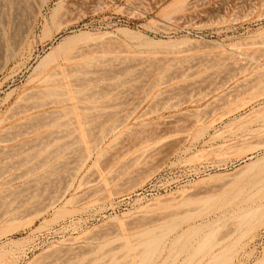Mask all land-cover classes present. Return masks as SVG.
Listing matches in <instances>:
<instances>
[{
  "label": "rangeland",
  "instance_id": "1",
  "mask_svg": "<svg viewBox=\"0 0 264 264\" xmlns=\"http://www.w3.org/2000/svg\"><path fill=\"white\" fill-rule=\"evenodd\" d=\"M71 37L86 95L37 104L35 67ZM263 158L264 0H0V264H140L173 228L143 264H261L264 217H240L264 202V163L244 171Z\"/></svg>",
  "mask_w": 264,
  "mask_h": 264
},
{
  "label": "bare ground",
  "instance_id": "2",
  "mask_svg": "<svg viewBox=\"0 0 264 264\" xmlns=\"http://www.w3.org/2000/svg\"><path fill=\"white\" fill-rule=\"evenodd\" d=\"M64 4V3H63ZM20 5V4H19ZM42 6V5H41ZM63 6V5H62ZM62 6L59 4L55 9H54V11H53V14H52V18H51V21H52V23L51 24H47V26H46V28H45V30L43 31V35L41 36V37H43L44 39H47V38H49V39H54L55 40V42H56V39H58V38H56L55 37V35L53 34L54 33V25L56 24L55 22H56V18L59 16V14H60V11L62 10ZM17 11V10H16ZM23 12V11H22ZM37 12V11H36ZM24 14V13H23ZM20 16H23V15H20ZM25 16V15H24ZM23 16V18H25ZM6 17V16H5ZM19 19H21L20 17H19ZM34 19V18H33ZM12 21V20H11ZM19 21V20H18ZM21 21V20H20ZM24 21V20H23ZM4 22V21H3ZM14 22V21H13ZM25 22V21H24ZM27 22V21H26ZM48 23H50V22H48ZM17 24H20V28L19 29H22L21 27V24L22 25H24V23H22V22H18ZM16 24V22H15V25H17ZM13 25V24H12ZM4 26H6V25H4ZM17 26H19V25H17ZM58 26V25H57ZM61 26H62V24H61ZM60 26V27H61ZM13 27V26H12ZM15 27V26H14ZM10 28H11V26H10ZM55 28H57V27H55ZM63 28V27H62ZM16 29H18V27L16 28ZM16 29H15V31H16ZM19 29H18V31H19ZM27 29V28H26ZM58 29H59V27H58ZM64 30V29H63ZM30 31V30H29ZM62 31V30H61ZM122 31H124L126 34H130V32L129 31H127V30H122ZM4 32V31H3ZM9 32V31H8ZM7 32V33H8ZM22 32V34L24 33L23 31H19V33H21ZM57 32H59V30H57ZM56 32V33H57ZM13 33H15V35H16V37L17 36H19V34L17 33V31L16 32H14V29L12 30V35H13ZM25 33H26V31H25ZM27 33H28V31H27ZM60 33V32H59ZM20 35L19 37H21V36H23V35H25V34H23V35ZM10 35H11V33H10ZM14 35V36H15ZM27 35V34H26ZM25 35V36H26ZM24 36V37H25ZM10 37H12V36H9V38ZM15 37V38H16ZM51 37V38H50ZM15 38H14V40H15ZM23 37H21L20 38V40L22 39ZM27 38V37H26ZM43 38H42V40H43ZM10 39H12V38H10ZM17 40H15L14 42H16L17 43V46H19L18 45V43H21V44H24V40H25V38H24V42L22 41V42H20L19 40H18V38H16ZM78 38L77 37H71V38H65V42H62L59 46H56V47H53V49L51 50V52H49L46 56H44V58H42V60L38 63V65L35 67V69H34V72L35 73H38L37 75H38V80L40 81V85L39 86H37L35 89H33L32 91H33V93H31V92H29L30 94H35L34 96H36L37 95V97H35L36 99L38 98V96H39V98L41 97V95H42V97H46L45 99H49V101H47V102H50V101H52V100H54L56 103H59V104H64L65 106L67 105V101H72V100H76V102L78 103V99L79 100H81L82 101V99H80L81 97L80 96H84V92H83V90L81 89V90H79L81 87L80 86H77L78 84H79V81H78V84L76 85V84H74L73 82V84L71 83V81H76V80H73L72 78L73 77H70V75L69 74H71V76H75V72L73 73V72H71V73H68V71L70 70L71 71V68L70 67H68L69 68V70L67 71V70H65L63 67H62V63L63 62H69L70 61V59L72 58L71 57V55H70V48L69 47H64L63 45H64V43H69V45L70 44H73V43H75V41L77 40ZM53 40V41H54ZM12 41H13V39H12ZM12 41H10V42H12ZM19 41V42H18ZM12 43L13 44V46L12 47H10L9 46V50H11V48H12V52H8V53H12V57H11V59L12 58H14V57H16V55H19L18 53H17V46L15 47L14 46V44L16 45V43ZM77 42V41H76ZM9 43V42H8ZM178 44V43H177ZM6 46H7V44H6ZM22 46V45H21ZM74 45H72V47H73ZM177 46V45H176ZM13 47H15V48H13ZM171 47H173V46H171ZM7 48V47H6ZM20 48L21 47H19L18 49H19V52H20ZM75 48V47H74ZM8 50V49H7ZM8 50V51H9ZM72 50V49H71ZM175 51H177V50H175ZM180 51H181V49H180ZM75 52V51H74ZM73 52V53H74ZM149 52V51H148ZM147 52V53H148ZM172 52V51H171ZM181 52H183V51H181ZM72 53V54H73ZM152 53H154V52H150L149 54H151L152 55ZM167 53V52H166ZM173 53V52H172ZM6 52H5V56H6ZM75 54V53H74ZM73 54V55H74ZM146 54V53H145ZM169 54V53H168ZM174 54V53H173ZM178 54V53H177ZM191 54V53H190ZM193 54V53H192ZM223 54V53H222ZM72 55V56H73ZM76 55V54H75ZM175 55V54H174ZM221 55V54H220ZM147 56V58H149L148 57V55H146ZM150 56V55H149ZM7 57V56H6ZM10 57V56H9ZM74 57V56H73ZM152 57H153V55H152ZM152 57H150L151 59H152ZM171 57H173V56H171ZM175 57V56H174ZM178 57V56H177ZM184 57V56H183ZM219 57H221V56H219ZM222 57H224V56H222ZM76 57H74V58H72L71 60H73V59H75ZM87 58V57H86ZM85 58V59H86ZM156 58H157V56H156ZM155 58V59H156ZM169 58V57H168ZM8 59V58H7ZM88 59V58H87ZM86 59V60H87ZM90 59V58H89ZM89 59H88V62H89V65H90V62L91 61H89ZM150 59V60H151ZM171 59V58H170ZM6 60V59H5ZM149 60V59H148ZM150 60H149V62H150ZM163 60V59H162ZM9 61V60H8ZM7 60H6V62H8ZM153 61V60H152ZM152 61L149 63V64H151L152 63ZM155 61V60H154ZM153 61V62H154ZM161 61V60H160ZM71 62H73V61H70L69 63H71ZM148 62V61H147ZM158 62V61H157ZM155 63V62H154ZM162 63V62H161ZM92 64V63H91ZM163 64V63H162ZM70 65V64H69ZM86 65V64H85ZM84 65V66H85ZM155 65V64H154ZM153 65V66H154ZM167 65V64H166ZM87 66V65H86ZM85 66V67H86ZM152 66V65H151ZM170 66V65H169ZM78 67V66H77ZM163 67V66H162ZM79 68H81L80 66H79ZM90 67H88V69L87 68H85L86 70H90L89 69ZM151 68V67H150ZM161 68V67H160ZM83 69V68H82ZM81 69V71L83 72V70ZM162 69V68H161ZM72 70L74 71V69H73V66H72ZM128 70V69H127ZM153 70V69H152ZM125 71V70H124ZM162 71H164V70H162ZM78 72V71H77ZM86 72V71H85ZM161 72V71H160ZM73 73V74H72ZM90 73V72H89ZM165 73V72H164ZM86 74V73H85ZM85 74H84V80L85 81H87V79H88V77L90 78V76H88V77H85ZM91 74V73H90ZM99 74V73H98ZM160 74V73H159ZM34 75H36V74H34ZM99 76H100V74H99ZM161 75H159V77H160ZM96 77V76H95ZM77 79H78V77H76ZM86 78V79H85ZM118 78V77H117ZM72 79V80H71ZM80 79V78H79ZM159 79V78H158ZM157 79V80H158ZM35 81H36V79H34ZM34 80H32V81H34ZM82 80V79H81ZM31 81V82H32ZM83 81V80H82ZM81 82V81H80ZM94 82V81H93ZM83 83V85H85V83H84V81L83 82H81L79 85H81ZM39 84V83H38ZM88 84V83H87ZM75 85V86H74ZM32 86H34L33 84H32ZM76 87V88H75ZM77 87H79V89H77ZM83 87V86H82ZM88 87V86H87ZM93 88V87H92ZM85 89V88H84ZM89 89V88H88ZM88 89L87 90H85V91H88ZM90 90V89H89ZM89 92V91H88ZM87 93V92H86ZM29 94V95H30ZM92 93H90V95H91ZM96 94V93H95ZM94 94V95H95ZM25 95V94H24ZM27 96H28V98H30V97H32V99H33V95L32 96H29L28 95V92H27V94H26ZM86 95V94H85ZM82 96V98H84ZM97 96V95H96ZM95 96V97H96ZM42 97L40 98V100L42 99ZM94 97V98H95ZM23 98H24V96H23ZM34 98V99H35ZM52 98V100H50ZM85 98H89V97H85ZM92 98H93V96H92ZM25 99H27V98H24V100ZM31 99V98H30ZM36 99H35V101H36ZM44 99V98H43ZM44 99V100H45ZM96 99V98H95ZM28 100V99H27ZM39 99H38V101L40 102V103H37V104H44V103H46V101H40ZM92 100V99H91ZM32 101H34V100H32ZM31 101V102H32ZM90 101V100H89ZM88 101V102H89ZM28 102V101H27ZM43 102V103H42ZM76 102H74V104L76 103ZM86 102V101H85ZM84 102V103H85ZM87 102V103H88ZM94 102H95V100H94ZM26 103V102H25ZM51 103V105H52V103L53 102H50ZM68 103H70V102H68ZM73 103V102H72ZM80 103V102H79ZM81 103H83V102H81ZM92 103V102H91ZM49 104V103H48ZM47 103L46 104H44V105H48ZM54 104V103H53ZM22 106H23V104H21ZM21 105H20V107H21ZM26 105V104H25ZM25 105H24V107H25ZM33 103H31V105H30V102H29V105H27V106H31V107H33V106H35L36 105V103H35V105H33ZM44 105H43V107H44ZM50 105V104H49ZM86 105V104H85ZM96 105V104H95ZM26 106V107H27ZM36 106H39V105H36ZM35 106V107H36ZM57 106H60V105H57ZM72 106V105H71ZM79 106V105H78ZM77 106V107H78ZM83 106V105H82ZM18 107H19V105H18ZM35 107H33V108H35ZM76 107V105H74V107H72V109H70V111L69 112H71V110L73 111V112H78V110L77 109H79V108H77ZM80 107V106H79ZM95 107V106H94ZM22 108V107H21ZM37 108H41V105L39 106V107H37ZM62 108H63V106H62ZM62 108H61V110H62ZM66 108H68V107H66ZM70 108V107H69ZM26 109V108H25ZM30 109V108H29ZM81 109H82V107H81ZM81 109H79V112H80V110ZM87 109H88V106H87ZM19 110H20V108H19ZM23 110V109H22ZM67 110V109H66ZM65 110V111H66ZM69 110V109H68ZM84 110V109H83ZM25 111V110H24ZM29 111V110H28ZM82 111V110H81ZM23 112V111H22ZM21 112V113H22ZM31 112V111H30ZM52 112V111H51ZM55 112V111H54ZM53 112V113H54ZM59 112H61V111H59ZM71 113V114H74V113ZM78 112V113H79ZM83 112V111H82ZM24 113V112H23ZM27 113V112H26ZM77 113V114H78ZM81 113V112H80ZM84 113H85V110H84ZM34 114V113H33ZM52 114V113H51ZM50 114V115H51ZM60 114H62V113H60ZM60 114H58V116H60ZM66 114H67V112H66ZM66 114H63V115H66ZM43 115V114H42ZM44 115H47V114H44ZM62 115V116H63ZM81 116H82V114H80ZM37 116V115H36ZM48 116H49V112H48ZM47 116V117H48ZM57 116V117H58ZM74 116H76V113L74 114ZM78 116V118H79V115H77ZM84 116V115H83ZM46 117V119H48ZM61 117V116H60ZM68 117V116H67ZM66 117V118H67ZM30 118H33V116L32 117H30ZM29 118V119H30ZM39 118V117H38ZM38 118H35L36 120H38ZM52 119H53V117H51ZM50 118V119H51ZM62 118V117H61ZM60 118V119H61ZM81 118V117H80ZM40 119V118H39ZM59 119V118H58ZM57 118L55 119L56 120V122H57V120H58ZM41 120H42V118H41ZM41 120H39L40 122H41ZM64 121H65V119H63ZM31 121V120H30ZM44 121V120H43ZM42 121V122H43ZM76 121V120H75ZM83 121V120H82ZM23 122V121H22ZM34 122V120L32 121V123ZM38 122V121H37ZM50 122V121H49ZM49 122H48V124H49ZM51 122H52V120H51ZM50 122V123H51ZM54 122V121H53ZM53 122H52V124H53ZM65 122H67V119H66V121ZM78 122V121H77ZM31 123V125H33ZM35 123V122H34ZM46 122H44V124H45ZM62 123V122H61ZM37 124V123H36ZM40 124V123H39ZM38 124V125H39ZM52 124H50V125H52ZM84 124V123H83ZM23 125V124H22ZM38 125H35L34 127H39L40 128V126H38ZM42 125H43V123H42ZM56 125H58V124H56ZM55 125V126H56ZM60 125V124H59ZM58 125V126H59ZM24 126H25V124H24ZM61 126V125H60ZM29 127V126H28ZM31 127H33V126H31ZM33 127V128H34ZM42 127V126H41ZM45 127H48V125L47 126H45ZM53 127V126H52ZM66 127V126H65ZM9 128V127H8ZM51 128V127H50ZM64 128V127H63ZM67 128H68V126H67ZM37 129V128H36ZM42 129V128H41ZM52 129V128H51ZM79 129V128H78ZM80 129H82V128H80ZM83 129H84V127H83ZM26 130V129H25ZM58 130H59V128H58ZM35 130L33 129V132H34ZM51 131V130H50ZM49 131V132H50ZM61 132H63V130H60ZM59 131V132H60ZM81 131H83V130H81ZM80 131V132H81ZM16 132V131H15ZM26 132H27V130H26ZM58 132V131H57ZM56 132V133H57ZM58 132V133H59ZM69 132V131H68ZM84 132V131H83ZM83 132H81V133H79V130H78V132L77 133H79V135H80V139L83 141L84 140V138H85V140H86V138L87 137H85L84 136V133ZM46 133H48V132H46ZM58 133H57V135H58ZM67 133V132H66ZM86 133V132H85ZM51 134V133H50ZM27 135V134H26ZM29 135H30V133H29ZM48 135V134H47ZM53 135H54V133H53ZM73 135V134H72ZM28 136V135H27ZM40 136V135H39ZM50 136V135H49ZM77 136V135H76ZM19 138H20V135H19ZM39 138V137H38ZM41 138V137H40ZM53 138V137H52ZM60 139H61V137H59ZM70 138V137H69ZM68 138V139H69ZM74 138V137H73ZM37 139V138H36ZM42 139V138H41ZM40 139V140H41ZM80 139H78L79 141H80ZM88 139V138H87ZM2 140V139H1ZM84 140V142H86ZM36 141V140H35ZM47 141H49V140H47ZM68 141V140H67ZM88 141V140H87ZM22 142V141H21ZM41 142V141H40ZM43 142V141H42ZM57 142H58V140H57ZM56 142V143H57ZM78 142V141H77ZM81 142V141H80ZM84 142H81V143H84ZM48 143V142H47ZM50 143V142H49ZM76 143V142H75ZM22 144V143H21ZM45 144V143H44ZM79 144V143H78ZM85 144V143H84ZM83 144V145H84ZM35 145V144H34ZM43 145V144H42ZM41 145V146H42ZM46 145V144H45ZM44 145V146H45ZM48 145V144H47ZM53 144H51V146H52ZM81 145V144H80ZM87 145V144H86ZM50 146V147H51ZM55 146V145H54ZM57 146V145H56ZM60 146V145H59ZM62 146V145H61ZM47 147V146H46ZM49 147V148H50ZM87 148H88V146H86ZM42 148V147H41ZM52 148V147H51ZM67 148V147H66ZM25 149V148H24ZM30 149V148H29ZM43 149H45V148H43ZM43 149H41L42 151H45V150H43ZM47 149H48V147H47ZM55 149V148H54ZM28 150V149H27ZM40 150V151H41ZM24 152H25V150H23ZM53 151V150H52ZM55 151H56V149H55ZM54 151V152H55ZM65 151V150H64ZM33 152H34V150H33ZM39 152V151H38ZM66 152V151H65ZM89 152V151H88ZM48 153V152H47ZM46 153V154H47ZM24 154V153H23ZM27 154V153H26ZM44 154V153H43ZM51 154V153H50ZM55 154V153H54ZM64 154V153H63ZM31 155H33V153L31 154ZM26 156V155H25ZM24 156V157H25ZM51 156V155H50ZM27 157V156H26ZM35 157H38V156H35ZM47 157V156H46ZM45 157V158H46ZM66 157V156H65ZM29 158V157H28ZM33 158V157H32ZM43 158V157H42ZM41 158V159H42ZM54 158V157H53ZM31 159V158H30ZM39 159V158H38ZM64 159V158H63ZM35 160V159H34ZM50 160V159H49ZM66 160V159H65ZM32 161V160H31ZM44 161V160H43ZM28 162V161H27ZM29 163H31V162H29ZM37 163V162H36ZM260 163H264V158L263 159H261V160H258V161H256V162H253V163H250V164H248L247 166H246V168L244 169V171H247V170H250V169H252V168H255V166H257L258 164H260ZM38 164V163H37ZM49 164V163H48ZM25 165V164H24ZM44 166V165H43ZM259 166V165H258ZM40 167V166H39ZM39 167H38V169H39ZM33 168V167H32ZM42 168V167H41ZM41 168H40V170H41ZM50 168V167H49ZM63 168V167H62ZM61 168V169H62ZM58 169V168H57ZM36 169H34V171H35ZM44 171V170H43ZM48 171V170H47ZM37 172V171H36ZM45 172V171H44ZM51 172H52V168H51ZM32 173V172H31ZM41 173V172H40ZM49 173V172H48ZM33 174V173H32ZM37 174H38V172H37ZM53 174V173H52ZM48 175V174H47ZM40 178V177H39ZM48 178V177H47ZM261 201H262V199H261ZM261 201H259V202H261ZM258 205V204H257ZM255 206V205H254ZM264 207V202H261L258 206H255V207H252L251 209L249 208V209H247V211L246 212H244L243 214H242V216L240 217V219H241V224L240 225H242V226H244V225H246V227L248 228V231L250 232V231H252L253 230V228H254V224H256L255 222L256 221H258V220H260L261 221V219L264 217V212L263 213H261L260 215H258L257 216V212H259L260 210H261V208H263ZM259 222V221H258ZM257 222V223H258ZM260 224V223H259ZM242 226H239V227H242ZM175 228H173V229H166L164 232H162V234L160 235V237L159 238H157V239H150L149 241L147 240V244L145 243H142L141 242V246H142V244H144V245H146L147 247L146 248H143V246L141 247V248H143L142 250H148V251H146V255L145 256H143L144 254H142L141 256L142 257H144L145 259L147 258V260H152L153 259V257L158 253V251H159V249H160V244H161V242L169 235V232L170 231H172V230H174ZM175 231V230H174ZM194 231H195V229H194ZM194 231H192V232H194ZM247 231V230H246ZM183 237V236H182ZM181 236H180V238H178V236H177V239H176V243L178 244V241L182 238ZM182 240V239H181ZM128 243H130L129 241H127ZM125 243V246H128L129 247V244L128 243ZM175 242H172V244L174 243V244H176ZM180 242V241H179ZM165 244V243H164ZM171 244V243H170ZM176 244V245H177ZM175 245V246H176ZM130 246H131V244H130ZM138 246V248L140 247V243H139V245H137ZM172 246V245H171ZM132 247V246H131ZM130 247V249H133V247H135V246H133L132 248ZM164 247H166L165 245H164ZM178 247V246H177ZM125 248H127V247H125ZM136 248V247H135ZM138 248H136L137 250H136V252L140 249H138ZM172 248H174V246L172 247ZM171 248V249H172ZM128 249V248H127ZM130 249H128L129 251H131ZM168 249V248H167ZM170 248L168 249V250H171ZM126 250V249H125ZM135 250V249H134ZM131 251V253L130 254H133L135 251ZM164 251V250H163ZM167 251V250H166ZM165 251V252H166ZM174 251H176V250H174ZM174 251H173V249H172V252H171V255H173L172 253H174ZM124 252V251H123ZM133 252V253H132ZM140 251H138V254L137 255H139V254H141V253H143L142 251L139 253ZM160 252H162V251H160ZM168 252V251H167ZM125 254L127 253V251L126 252H124ZM169 253H170V251L168 252V255H169ZM160 254V253H159ZM176 254H178V253H176ZM218 255L217 256H215L214 257V255L213 256H210V257H212V259H214V260H210V261H212V262H214L215 264H222L223 262V264H225V262H226V260H225V257H221V255H219V253H217ZM222 255H223V253H221ZM135 255V253L133 254V256ZM216 255V254H215ZM224 255H227V253H224ZM223 255V256H224ZM95 256V255H94ZM123 256H125L124 258H126V256H129V254H126V255H124L123 254ZM136 256V255H135ZM140 256V255H139ZM138 256V257H139ZM159 257H160V255H158ZM162 256V255H161ZM170 256V255H169ZM168 256V257H169ZM137 257V256H136ZM141 257V258H142ZM167 257V258H168ZM193 257V256H192ZM214 257V258H213ZM96 258H98V256L97 257H95V259ZM112 258V257H111ZM114 258V257H113ZM133 257H131V259H132ZM135 258V257H134ZM134 258H133V261L135 262L136 261V259L134 260ZM143 258V260L141 259V261H142V263H140V264H143V262L145 261V259ZM101 259V258H100ZM116 259V258H115ZM129 259V257H127L126 259H125V263H127V264H129L128 262H127V260ZM231 258L229 257V260H230ZM82 260V259H81ZM130 260V259H129ZM146 260V261H147ZM167 260V259H166ZM190 260H192V258L190 259ZM189 260V261H190ZM228 260V259H227ZM91 261V260H90ZM89 261V262H90ZM94 260H93V258H92V264H97V263H99V262H97L98 261V259H97V261L95 260L94 262H93ZM100 261V260H99ZM102 261V260H101ZM131 261V260H130ZM133 261H131V263L133 262ZM145 261V262H146ZM76 262V261H75ZM151 262V261H150ZM150 262H148L147 261V263H150ZM212 262H209V260L207 261V263L208 264H211ZM87 263V262H86ZM124 263V264H125ZM139 263V262H138ZM162 264H163V262H161ZM260 263V262H259ZM60 264V263H59ZM63 264V263H62ZM71 264H73V262L71 263ZM75 264H78V263H75ZM88 264V263H87ZM99 264H101V263H99ZM104 264V263H103ZM122 264V263H121ZM137 264V263H136ZM172 264V263H171ZM174 264V263H173ZM213 264V263H212ZM261 264H264V261L261 263Z\"/></svg>",
  "mask_w": 264,
  "mask_h": 264
},
{
  "label": "built area",
  "instance_id": "3",
  "mask_svg": "<svg viewBox=\"0 0 264 264\" xmlns=\"http://www.w3.org/2000/svg\"><path fill=\"white\" fill-rule=\"evenodd\" d=\"M91 10H92V11H93V10H94V11L97 10L94 4H92V5L90 6V11H91Z\"/></svg>",
  "mask_w": 264,
  "mask_h": 264
}]
</instances>
